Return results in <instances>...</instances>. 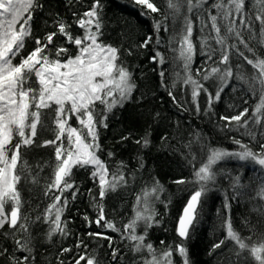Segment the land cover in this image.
Wrapping results in <instances>:
<instances>
[{"label": "snow or ice", "instance_id": "obj_1", "mask_svg": "<svg viewBox=\"0 0 264 264\" xmlns=\"http://www.w3.org/2000/svg\"><path fill=\"white\" fill-rule=\"evenodd\" d=\"M133 3L140 9L142 16L151 19L152 24L150 33L143 38L142 43L129 45L125 52L131 56L137 49H148L155 35L157 48L153 49L148 59L159 68L161 86L170 89H175L177 84L176 81L170 86L165 83L166 70L163 66L169 61L158 50L164 42L160 32H169L168 21L171 19L175 22L183 15L178 38V59L182 61L184 76L180 77L179 73L176 76L177 80L182 79L183 85L189 87L190 91L184 94H190L196 113L200 112L198 98L201 93L207 97V114L212 112L214 104L220 102L225 88L231 86L233 92L239 90L232 85L234 58L251 66L250 78L245 79L239 73L235 76L237 81H242L246 86V94L258 99L251 115L249 108L244 107L236 115L220 117L225 122L223 131L235 129L242 137H248L249 143H242L241 139L232 137V142L239 148L237 151L204 145L201 151H206V160L198 168L195 167L197 161L194 155L191 159L185 158L193 168V180L181 178L173 183H190L194 189L177 218L176 239L166 246L161 240L163 248L160 252L154 249L152 243H145L148 229L160 224V220L156 219L158 213L155 202L162 203L159 193L164 189L155 178L150 190L146 185L142 189V196H136L133 208L135 218L124 224L122 231L105 218L104 209L99 205L97 218L89 221L85 216L84 220L88 222V227L94 223L99 228L121 232V240L130 242L132 253H146L147 258L142 257L140 264H174V254L181 258V264H194L189 255L188 241L201 219L204 197L211 190L209 185H215L217 175H222V171L214 169V165L223 160H235L243 162L258 175L253 176L248 184L241 183L240 174L223 177L233 189L231 195L228 191L224 193L223 212L217 209L226 236L212 245L209 255L216 254L218 250L223 252L227 247L226 241H230L233 246L221 257V264H264V232L253 230L255 240L252 236L242 238L231 221V204L238 196L264 202V58L249 46L244 36L246 32L248 40L256 39L258 25V44L264 51V0H215L211 4L209 0H166L164 10L153 0H133ZM76 4L83 7L81 0H76ZM68 6L73 24L64 22L59 13L50 14L53 30L45 29L37 34L33 30L34 16L43 13L44 3L40 0H0V264H41L31 230V224L37 221L49 225V240L56 233L67 235L61 219L69 205L67 194L74 201L80 192V186L72 181L73 169L88 173V179L97 189L98 199L103 201L109 193L127 187L129 181H135L137 173L145 168V161L139 154L133 168L120 161L110 170L105 160L101 159L102 155L111 159L114 153H105L101 148L100 129L108 128V114L113 109L123 108L136 99L134 92L137 91V84L133 72L124 64L121 49L104 42L106 24L103 0H89L82 13L72 0H68ZM153 14H159L160 19ZM193 16L199 21L198 27L202 33L207 30L212 34L201 38L200 49L205 64L217 65L202 77L203 81L215 77L220 82L214 94L192 76L191 66L195 55L192 42ZM44 23L47 24V20ZM73 25L81 30V35L73 34ZM59 39H63L64 43L58 44ZM176 40L177 37L172 36L169 44ZM229 40L233 42L229 44ZM28 41L32 43L30 51L27 48ZM241 45L251 54V58L240 50ZM172 51L175 52V49ZM17 57L19 61L14 63ZM236 68H240L239 63ZM201 71V68H197L196 74L199 75ZM168 96L181 107L182 101H178L171 90ZM244 103L248 101L244 100ZM98 105L103 106L102 112L97 111ZM73 119L78 127L69 123ZM45 133L52 138L41 140L40 137ZM131 135L122 136L121 142L128 140ZM150 137L151 134L145 132L143 137L135 141L139 150L150 147ZM161 139L166 140L167 136ZM183 147L191 155L192 142ZM254 147L257 150L254 151ZM36 149L51 150L54 157V163L46 165L52 168V179L44 195L59 194L50 196L53 203L48 205L46 213L36 216L35 221L29 223L22 211L27 202L22 200L21 190L28 184L38 183L39 171H43V167L38 165L39 171L34 176V169L26 159ZM87 191L92 194L93 189L88 188ZM96 198L93 196L94 201ZM253 211L264 216V203ZM138 223L143 224V235L136 234ZM88 236L108 242L113 262L122 258L118 255L119 250L114 246L112 237L105 232L89 231ZM86 247L83 240L75 245L77 250ZM72 252V248L60 249L61 256L65 253L71 255ZM81 261L99 264L95 257L84 255H79L75 264H81ZM60 264L65 262L60 260Z\"/></svg>", "mask_w": 264, "mask_h": 264}, {"label": "trees", "instance_id": "obj_2", "mask_svg": "<svg viewBox=\"0 0 264 264\" xmlns=\"http://www.w3.org/2000/svg\"><path fill=\"white\" fill-rule=\"evenodd\" d=\"M45 4L42 14L34 16L35 23L33 30L40 34L45 29L53 30V21L50 14L59 13V16L67 24H73L71 12L69 11L68 0H40ZM83 7L76 4V0H72L76 9L82 13L86 10L89 0H81ZM162 10L166 8V0H153ZM215 0H209V4ZM105 5L103 9L106 27L104 29V42L112 44L114 47L121 49L122 59L124 64L133 72V77L137 84V91L134 92L135 100L126 104L123 108L113 109L112 113L108 114V128L100 129V144L105 153L111 151L114 156L109 159L106 155H102L101 159L109 165L110 170L114 166L123 161L130 168L136 166V157L139 154L145 161V168L137 173L135 181H129V185L124 188H117L115 192L109 193L103 201L98 199V192L93 183L88 179V173L82 169H73L72 181H75L80 186V192L77 198L73 201L71 195H68L69 205L65 209L61 219L62 227H66L67 235L56 233L52 239L47 238L49 225L42 221H37L31 224V230L35 238V243L38 249V261L41 264H60L63 260L65 264H75V260L79 255H84L88 258L95 257L99 264H140L141 258H147L146 253L134 254L130 251V242L121 240V232H113L108 229L97 227L94 223L88 227V222L84 220L87 216L89 221H94L98 216V205L104 209L105 218L114 223L117 228L123 230V225L129 223L135 218L133 211L137 195L142 196V189L148 186L151 189L152 180H158L163 186V191L159 193L160 201L155 202V209L158 213L156 219L160 220L158 226L154 225L149 228L145 236V243H152L154 249L160 252L163 248L160 241L165 242V246L171 244L176 239L175 228L177 218L191 195L194 186L190 183L177 185L173 183L177 179H185L186 181L193 180V168L187 163L186 157L191 159V156L196 157L195 167H199L206 160V151L202 152V146L208 145L211 148H220L227 151H237L238 146L232 142V137L241 139L242 143L248 144L249 138L241 136L240 132L235 129L231 131H223L224 121L220 120L221 116L236 115L242 111L244 107L249 108L251 115L253 108L258 103V99L253 98L250 94H246V86L242 81H237L235 76L237 73L248 79L252 75L251 66L236 58L233 59L232 85L237 89L236 92L231 90V86L225 88L222 93L220 102L213 105L212 112L207 113V97L201 93L198 98L200 112L196 113L195 105L191 102V97L185 95L189 92V87L183 85L182 79L177 80L176 74L180 77L184 76V71L181 67L182 61L179 57V36L180 29L183 25V15L178 17L175 22L171 19L168 21L169 32L163 30L160 36L163 39V44L159 46L165 58L169 61L163 68L166 70L167 85H171L176 81L177 87L170 89L162 87L160 77L158 75L159 68L149 62L148 57L156 49L155 35H153V43L148 49H137L128 56L125 50L129 45H138L142 43L143 38L150 33L152 21L146 19L140 14V9L134 5L133 0H103ZM207 6V5H206ZM251 7V4H249ZM157 19H160L159 14H153ZM206 19V17H205ZM47 20V24L44 21ZM193 35L192 42L195 45V55L193 58L191 72L194 79L204 83L205 87L210 92L215 93L220 82L212 77L209 81H203V75L207 74L212 67L217 65L214 63L205 64V57L201 55L200 40L205 35H212L207 30L202 33L198 27L199 21L193 16ZM174 29V31H173ZM256 39L248 40V33H244L245 39L249 46L264 58L258 41L259 26H256ZM223 33V29H222ZM73 34L81 35V30L76 29L73 25ZM172 36H176L177 40L169 44ZM233 41L229 40L231 44ZM58 44H63V39L57 41ZM213 47H215L214 42ZM67 46V45H65ZM32 47L31 41L27 42V48L30 51ZM175 49V52L172 51ZM240 50L251 58V54L247 52L243 46ZM19 61V57L14 60V63ZM240 64V68H236V64ZM156 68V71L153 69ZM201 68L199 75L196 74V69ZM171 90L178 101H182L181 107L173 103L168 96V91ZM143 97V100H141ZM244 100L248 103L245 104ZM97 111L102 112L103 106L98 105ZM159 114V115H157ZM69 123L75 126V119ZM242 131V130H241ZM145 132L151 134V144L146 150H139L135 141L145 135ZM131 133L128 140L121 142L122 136H127ZM167 136L166 140H162V136ZM51 135L45 133L40 137L43 139H51ZM192 142L191 155L189 150L184 145ZM254 151L257 150L255 147ZM28 164L34 169L33 175L39 171L37 167H43V171H39L37 176L38 183L28 184L26 188L21 190L22 200L24 204L22 211L28 217L29 223L35 221L36 216L44 215L48 205L53 203L50 196L59 193H49L45 196L46 186L52 179V168L54 157L51 150L36 149L32 154L26 157ZM214 169L221 170L222 175H217L215 185H209L210 191L204 197L202 208V216L198 226L194 229L192 238L188 241L189 255L194 264H221V257L227 253L233 246V242L226 241L227 247L223 252H218L209 255L212 245L219 240L225 239L226 231L221 227L223 223L221 216L217 214V209L223 212L222 205L224 204V193L228 191L231 195L233 189L229 185V181L224 176L241 175V183L248 184L250 179L258 175L249 170L248 166L243 162L235 160H223L214 165ZM88 188H92V194L88 193ZM243 191V190H241ZM96 196V200H93ZM259 201H252L247 196H238L237 200L231 204V221L233 228L244 238L252 236L253 240L256 237L253 235V230L264 232V216L253 211L255 207L260 206ZM167 205V207H165ZM105 232L106 235L112 237L114 246L119 250L118 255L122 257L113 262L111 259V250L108 247V242L103 239H95L88 236V232ZM136 234L143 235V224L138 223ZM80 240H83L86 248L77 250L75 245ZM10 243V241H9ZM61 248H72L71 255L65 253L60 254ZM174 264H181V258L174 254ZM81 264H86V261H81Z\"/></svg>", "mask_w": 264, "mask_h": 264}, {"label": "rangeland", "instance_id": "obj_3", "mask_svg": "<svg viewBox=\"0 0 264 264\" xmlns=\"http://www.w3.org/2000/svg\"><path fill=\"white\" fill-rule=\"evenodd\" d=\"M74 127H78V124L76 123Z\"/></svg>", "mask_w": 264, "mask_h": 264}]
</instances>
